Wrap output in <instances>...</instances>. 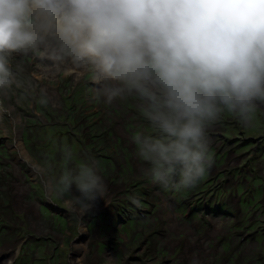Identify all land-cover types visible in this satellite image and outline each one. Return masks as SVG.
Returning a JSON list of instances; mask_svg holds the SVG:
<instances>
[{"label":"rangeland","instance_id":"obj_1","mask_svg":"<svg viewBox=\"0 0 264 264\" xmlns=\"http://www.w3.org/2000/svg\"><path fill=\"white\" fill-rule=\"evenodd\" d=\"M42 54H13L10 66L23 84L0 94L3 108L12 109L0 118V264H108V256L114 264H264V143L256 142L264 135V112L254 129L227 114L222 124H210L214 162L206 176L188 189H166L141 173L134 156L131 135L149 131L135 101L94 100L89 70L76 65L83 76L62 68L38 80L40 70L54 68ZM67 126L77 137L82 129L90 135L104 129L116 141L95 148L114 159H107L111 170H100L106 199L83 217V226L62 201L48 197L14 148L18 131L22 156L50 159L57 172L64 145L78 161L80 137L68 136ZM110 146L117 149L108 152Z\"/></svg>","mask_w":264,"mask_h":264},{"label":"clouds","instance_id":"obj_2","mask_svg":"<svg viewBox=\"0 0 264 264\" xmlns=\"http://www.w3.org/2000/svg\"><path fill=\"white\" fill-rule=\"evenodd\" d=\"M15 53L87 68L105 105L134 100L149 126L131 135L134 156L166 189L206 176L210 124L227 114L254 129L264 112V0H0V94L23 84ZM60 151L58 173L50 159L26 163L83 226L108 193L101 162Z\"/></svg>","mask_w":264,"mask_h":264},{"label":"flooded vegetation","instance_id":"obj_3","mask_svg":"<svg viewBox=\"0 0 264 264\" xmlns=\"http://www.w3.org/2000/svg\"><path fill=\"white\" fill-rule=\"evenodd\" d=\"M135 105V104H134ZM145 119H143L144 121ZM219 121V120H218ZM81 123L76 122V128L77 127H81L84 125V123L86 122V120L84 121V119L80 120ZM73 123V122H72ZM143 123V122H142ZM220 124H222V121H219ZM71 126H67V134L68 136L73 137V139L75 137H77V133L75 132V130H72ZM106 130L102 129L100 132H96L95 134L90 135L89 134V130L86 134V130L82 129L80 131L81 136L79 135L77 138L78 139V143L81 144L79 153H78V161H74L73 160V165L76 163H79L81 161H83V158L86 157V155H89V152H95V148H98L100 151L103 150L106 147L107 143H115L116 141L114 139L112 140H107L106 137H108V135L105 133ZM254 140H251L250 142H252ZM255 142V141H254ZM256 142L258 144L260 143H264V135L261 136L258 140H256ZM117 147L113 146V147H108L107 151L110 152L111 150H116ZM94 154L97 155V157L95 156L94 158L97 159L98 161H102L103 162V167H101L100 170H111L110 167H108L107 165H110L109 161H107V159H111L113 158L112 156H106V155H101L98 151L95 152ZM114 159V158H113ZM112 165V164H111ZM30 171V170H29Z\"/></svg>","mask_w":264,"mask_h":264},{"label":"bare ground","instance_id":"obj_4","mask_svg":"<svg viewBox=\"0 0 264 264\" xmlns=\"http://www.w3.org/2000/svg\"><path fill=\"white\" fill-rule=\"evenodd\" d=\"M42 57L43 58H47V56L44 53L39 58L42 59ZM47 59L46 60H41V61H44V62L47 63L50 60V59H48V60ZM52 62L54 64V68L52 69V68H49V67L48 68L45 67L44 69L40 70V74L39 73L36 74L38 80L41 79L42 77L51 78L52 75H55V73L60 72L62 68H63L62 69L63 71H61V72H63L65 75H68V76H77V77L78 76L79 77L83 76L82 75L83 74V71L82 70H78L77 67L76 66H73L71 63H63L62 65H60V64L57 65L56 62H54V61H52ZM84 69L85 68H83V70ZM11 110L12 109H9V110L4 109L3 106L0 103V118H1V116L4 113H10ZM17 122L18 121H13L14 124L17 123ZM15 132L16 133H15V139H14V143H15L14 148L17 149L18 152H19V154H18L19 155L18 161H22V159H24V161H28V158L26 156H24V155L22 156V153L23 152H24L23 154H26V153H25V151L22 150L23 147H22V145L19 142L18 131H15ZM96 205H97V203H96ZM4 264H9V263L7 262V263H4Z\"/></svg>","mask_w":264,"mask_h":264}]
</instances>
